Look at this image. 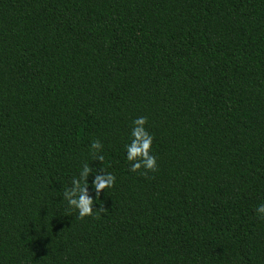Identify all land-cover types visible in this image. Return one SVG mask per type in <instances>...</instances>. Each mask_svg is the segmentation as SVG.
<instances>
[{"label": "trees", "instance_id": "trees-1", "mask_svg": "<svg viewBox=\"0 0 264 264\" xmlns=\"http://www.w3.org/2000/svg\"><path fill=\"white\" fill-rule=\"evenodd\" d=\"M261 204L264 0H0V264H264Z\"/></svg>", "mask_w": 264, "mask_h": 264}, {"label": "clouds", "instance_id": "clouds-1", "mask_svg": "<svg viewBox=\"0 0 264 264\" xmlns=\"http://www.w3.org/2000/svg\"><path fill=\"white\" fill-rule=\"evenodd\" d=\"M146 123V117H140L134 121L135 127L133 135L135 137V140L132 142L131 147H127L128 160H134L138 157L141 158V161L135 163L130 170L132 172H137L138 170L143 168L145 169V171L141 172V175L145 176H147L148 171L155 172L157 170L156 158L150 154L151 146L153 143V136L146 131L144 127ZM92 147H99L98 142L94 141L92 143ZM100 159L103 160L104 158L100 157ZM90 171L91 169L85 166L81 174L83 177V183L78 180H73L74 187L72 191L69 192L65 190L63 193V196L68 201V204L78 210L79 217L81 219L87 216H94L97 213H104L105 209L103 207V204H101L100 208L96 210L93 209L92 205L97 200H99L100 191L102 189L112 187L115 182V177L110 173L105 176L98 175L94 182V186L97 192V198L94 201L87 195V176ZM256 211L261 214L260 218L264 219V204L259 205Z\"/></svg>", "mask_w": 264, "mask_h": 264}]
</instances>
